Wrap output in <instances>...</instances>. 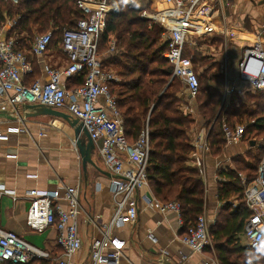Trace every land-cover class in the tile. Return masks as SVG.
<instances>
[{
  "label": "built area",
  "instance_id": "built-area-1",
  "mask_svg": "<svg viewBox=\"0 0 264 264\" xmlns=\"http://www.w3.org/2000/svg\"><path fill=\"white\" fill-rule=\"evenodd\" d=\"M165 1L169 7L153 15L143 12L142 17L154 19L165 28L168 50L164 57L173 66V76L182 82L189 99L194 100L200 90V81L192 64L185 59L184 49L186 43L192 41V36L213 31L210 23L213 8L210 4L218 0ZM77 4L85 17L77 22L75 28H64L62 31V48L68 61L60 69L53 68L44 59L53 40L52 31L36 35L30 49L25 51L18 48L13 37L7 36L3 26L0 27V97L13 91L14 94L7 100L11 107L26 103L50 106L69 113L88 130L111 173L110 186L115 198L113 216L102 226V236L92 239L87 263L121 264L125 243L114 236L113 231L128 224L136 225L138 221L137 193L149 184L150 128L147 123L136 141L129 142L116 96L110 89V83L117 78L112 71L103 67V58L99 53L106 19L118 13L120 7L111 0H78ZM115 48L113 41L110 52H114ZM30 54L38 57L47 76L46 82L36 80L31 85L25 83V75L33 69ZM81 73L85 76L84 84L68 89V79ZM238 77L248 84L250 91L264 90V23L262 33L255 36L253 43L243 50L238 62ZM233 91L235 87L230 93ZM100 97L104 98L103 106L99 105ZM209 131L195 134L192 143L196 149L210 150L206 138ZM223 133L226 144L241 142L245 125L230 127L224 124ZM74 142L76 144V140ZM244 186L245 201L252 211L246 221L244 235L249 247L261 252L264 251V159L257 177L250 183L244 182ZM63 188L66 207L60 202L58 192L39 189L29 192L27 225L36 232L54 227L58 231L57 245L62 251L55 258L56 264H77L73 255L83 248L79 219L85 212L79 200V186L64 185ZM159 210L176 214L179 223L184 224L180 203L162 202L159 203ZM212 223L204 210L196 225L189 227L181 237L182 242L193 252H203L212 246ZM166 256L162 252L161 263L167 261ZM51 258L48 250L0 227V263L27 264L33 260Z\"/></svg>",
  "mask_w": 264,
  "mask_h": 264
},
{
  "label": "crops",
  "instance_id": "crops-1",
  "mask_svg": "<svg viewBox=\"0 0 264 264\" xmlns=\"http://www.w3.org/2000/svg\"><path fill=\"white\" fill-rule=\"evenodd\" d=\"M141 1L144 2L143 7H148L145 12L149 14H157L169 7L165 0ZM210 6L213 8L210 17L213 31L205 35L192 36V41L187 42L185 48L188 46L200 50L208 60L216 56L214 62L223 61L227 65L225 72L223 71L225 68L221 69L220 81L210 82L218 85L220 83L223 101L229 104L234 92H238L243 99L245 94L252 92L238 77V62L245 46L251 45L255 36L263 31L264 0H218L212 2ZM203 46L210 50L209 53L201 49ZM57 49H60L63 55L61 60L57 56ZM184 57L194 68L192 58L188 55ZM29 59L32 67L33 63L36 66L35 81L46 82L47 76L38 57L30 54ZM44 59L55 69L62 68L68 61L62 44L53 41L45 52ZM117 80L115 82H118ZM76 84L70 79L67 88L70 89ZM233 87L235 91L230 93ZM13 94L14 92L10 91L0 97V227L11 230L28 242L48 250L52 258L45 260L46 264H56L55 258L62 253L57 245L58 231L54 227H49L43 232H36L28 227L29 192L33 189L58 192L60 202L66 207L63 186L78 185L79 200L85 212L79 219L83 248L73 255V260L77 264H88L92 239L102 236V226L110 221L114 213L115 196L110 186L111 175L108 176L101 171L111 173L96 147L92 159L101 171L89 164L86 174L82 166V156L74 142L76 140L74 128L57 117L32 116L31 110L23 109L25 104L11 107L7 100ZM186 98L187 102L183 107L198 115L195 125L189 130L193 150L188 163L201 174L206 194L205 212L214 225L225 204L218 198V184L225 180L220 173L226 172L229 168L235 169L233 158L237 155H246L249 146H253L243 140L226 144L223 152L217 156L210 150L196 149L192 143L195 134H202L207 129L195 100L189 99L188 96ZM99 105H104L103 97H100ZM86 139L85 135H82L80 142ZM239 176L243 185L244 182L247 183L242 173ZM7 190L14 193L5 192ZM137 199L136 225L128 224L113 231V235L125 243L121 264H163L160 262L162 252L167 255L164 264H221L213 235L212 246L201 253L191 251L182 242L183 225L179 223L176 214L162 213L159 210V203L163 201L153 194L149 184L138 191ZM235 239V243L240 247L250 248L244 232L237 234ZM235 255H241L237 264H245V255L248 258L250 253L241 251ZM259 259L256 264H264V256ZM248 264H251V261Z\"/></svg>",
  "mask_w": 264,
  "mask_h": 264
},
{
  "label": "trees",
  "instance_id": "trees-1",
  "mask_svg": "<svg viewBox=\"0 0 264 264\" xmlns=\"http://www.w3.org/2000/svg\"><path fill=\"white\" fill-rule=\"evenodd\" d=\"M77 1L0 0V27L6 20H14L7 36L13 37L18 48L25 51L30 49L36 33L52 31V41L62 44L63 29L75 28L77 22L85 17ZM111 1L119 4L120 9L106 19V26L100 37L99 53L105 69L113 72V67L122 79L111 82L110 89L116 96L129 142L136 141L148 123L151 147L149 185L159 200L180 203L184 235L189 227L196 225L206 205L205 185L201 174L188 163L193 150L189 130L196 120L190 112L183 110L188 95H184V85L173 76V66L164 57L168 50V43L162 37L165 28L160 23L142 17L148 7L137 6L131 0ZM60 33L61 37L56 39ZM113 41L116 48L114 52H110ZM106 51L109 53L108 57L103 56ZM184 55L192 58L194 70L199 77L200 90L194 100L205 126L210 127V152L214 156L223 152L226 145L224 124L234 127L246 122L243 141L257 147L254 155L246 153L244 156H235V169L221 171L225 180L218 184V198L225 204L211 227L221 264H237L241 255L234 254L241 251L250 253L248 258L245 255V264L249 261L256 264L264 256V251L240 247L235 243V236L244 232L246 221L252 215L245 201V186L239 174H244L247 183H250L257 177L264 159V143L256 145V140H264V90L254 94L247 93V101L238 92H234L229 104H226L222 90L208 83L220 81L221 70L212 73L218 69V63H210L196 48L188 46L184 49ZM33 66L32 72L25 75L27 85L35 81V63ZM70 79L74 84L78 82L72 88L80 87L85 82L83 73L68 81ZM233 199L241 202L234 210ZM27 264H46V261L37 259Z\"/></svg>",
  "mask_w": 264,
  "mask_h": 264
},
{
  "label": "water",
  "instance_id": "water-1",
  "mask_svg": "<svg viewBox=\"0 0 264 264\" xmlns=\"http://www.w3.org/2000/svg\"><path fill=\"white\" fill-rule=\"evenodd\" d=\"M187 92V91H186ZM24 110H31L32 116H40V115H46L51 117H57L60 119H63L66 121L72 128L75 130V137H76V146L79 150V153L82 156V166L84 172L87 174V166L89 164L96 166L95 162L93 161V154L96 151V143L92 139L90 133L85 128V126L79 122L78 119L72 117L69 113L61 110H57L53 107L46 106L43 104H29L26 103L23 106ZM82 135H85L87 138L84 142L81 141ZM83 139V138H82ZM254 145V143H252ZM96 168L100 170L97 166ZM101 171V170H100ZM102 173L110 176L111 174H108L104 171H101Z\"/></svg>",
  "mask_w": 264,
  "mask_h": 264
},
{
  "label": "rangeland",
  "instance_id": "rangeland-1",
  "mask_svg": "<svg viewBox=\"0 0 264 264\" xmlns=\"http://www.w3.org/2000/svg\"><path fill=\"white\" fill-rule=\"evenodd\" d=\"M132 1V3H134L135 5H137V6H142L143 7V3L144 2H142L141 0H131ZM119 7H120V5L119 4H117ZM147 14H149V13H147ZM142 15H143V13H142ZM150 15H153V14H150ZM146 18V17H145ZM147 19H150V18H147ZM150 21H153V22H155V23H159V22H157L156 20H152V19H150ZM14 24V20H10V19H8V20H6V22L4 23V28H5V30L7 29H10V26L11 25H13ZM38 34H41V33H36V35H38ZM61 37V33L60 34H58V36L56 37V39L57 38H60ZM163 39H165V35L163 34ZM210 37V36H209ZM252 38H254V37H251V39ZM218 46L220 47L221 45L220 44H218ZM219 47H217L216 48V53L218 54L219 53ZM201 49L205 52V53H209V49L206 47V46H203V47H201ZM224 49V48H223ZM201 50V51H202ZM199 52H200V50H198ZM202 53V52H201ZM213 53H215V52H213ZM221 53V52H220ZM207 55V54H206ZM57 56L60 58L59 60H61L62 58H63V55H62V53H61V50L60 49H57ZM103 56H105V57H108L109 56V53L106 51V54H104ZM216 56L215 57H212V58H210L208 61L210 62V63H212V62H214V60L216 61ZM218 69H215L214 70V72H212V73H218L219 72V70H221V69H223V68H225L223 71L225 72V70H227V65H225V63L222 61V62H218ZM224 65V66H223ZM104 68H105V65L103 66ZM200 67H201V65H200ZM112 70H113V72H114V75L116 76V78L118 79L117 81L119 82V81H121V77L118 75V73L114 70V68L112 67ZM202 70V69H201ZM242 81V80H241ZM209 84L211 83V82H208ZM243 83H245V86L246 85H248L245 81H243ZM212 85H217L218 87H220L219 85H220V83H219V85L218 84H213V83H211ZM248 93H250V94H254V93H252V92H248ZM247 94H245V96H244V99L247 101V96H246ZM185 112H190V114H192L193 115V117L195 118V120L196 119H198V115L196 114V112H195V114H194V112L193 111H188L187 109H183ZM245 122V121H244ZM245 125H246V122L244 123ZM195 125V124H194ZM207 130H210V127H205ZM256 145H259V144H263L264 143V140L263 139H258V140H256ZM248 154H255L256 152H257V147L256 146H253V147H250L249 146V150L248 151H246ZM241 156H244V155H241ZM248 158H249V156H248ZM243 176L245 177V175L243 174ZM236 204H234V202H233V204H232V206H233V208H235V206H236V208L239 206V205H241V202H239V200H233Z\"/></svg>",
  "mask_w": 264,
  "mask_h": 264
}]
</instances>
